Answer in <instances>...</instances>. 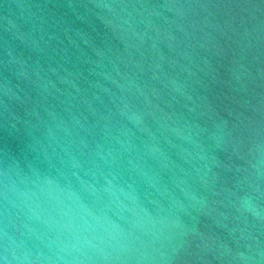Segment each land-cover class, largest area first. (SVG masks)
Returning a JSON list of instances; mask_svg holds the SVG:
<instances>
[{"label":"water","instance_id":"obj_1","mask_svg":"<svg viewBox=\"0 0 264 264\" xmlns=\"http://www.w3.org/2000/svg\"><path fill=\"white\" fill-rule=\"evenodd\" d=\"M102 171L181 228L86 264H264V0H12L0 244L6 186Z\"/></svg>","mask_w":264,"mask_h":264},{"label":"clouds","instance_id":"obj_2","mask_svg":"<svg viewBox=\"0 0 264 264\" xmlns=\"http://www.w3.org/2000/svg\"><path fill=\"white\" fill-rule=\"evenodd\" d=\"M4 198L17 210L20 227L11 234L3 231L0 264L48 259L34 255L27 241H39L64 264H86L93 258L109 259V249L123 246L137 233L148 234L158 224L181 228L171 209L148 208L132 185L112 172L102 171L91 180L34 172L6 186ZM250 200L244 198V210H253Z\"/></svg>","mask_w":264,"mask_h":264}]
</instances>
